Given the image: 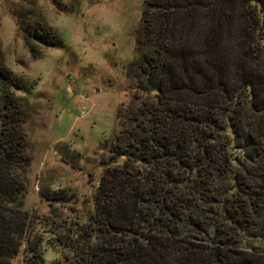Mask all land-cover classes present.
I'll use <instances>...</instances> for the list:
<instances>
[{
	"label": "trees",
	"instance_id": "16d2710c",
	"mask_svg": "<svg viewBox=\"0 0 264 264\" xmlns=\"http://www.w3.org/2000/svg\"><path fill=\"white\" fill-rule=\"evenodd\" d=\"M146 3L138 88L154 99L129 110L111 151L124 159L105 168L87 221L51 222L66 251L54 264H264L251 240L264 236V0ZM17 86L0 63V264L24 245L25 264H43L22 209L30 158Z\"/></svg>",
	"mask_w": 264,
	"mask_h": 264
},
{
	"label": "rangeland",
	"instance_id": "374dc122",
	"mask_svg": "<svg viewBox=\"0 0 264 264\" xmlns=\"http://www.w3.org/2000/svg\"><path fill=\"white\" fill-rule=\"evenodd\" d=\"M146 2L0 0V63L18 85L10 91L22 109L30 158L22 209L28 235L42 239L43 264L61 262L66 253L53 245L51 222L87 221L105 168L124 159L111 151L125 136L129 110L154 99L138 88ZM204 21L198 28L203 36ZM35 31L50 33L54 44L32 38ZM53 190H65L71 199L50 203L45 197ZM251 240L264 252V236ZM24 259L25 245L11 264Z\"/></svg>",
	"mask_w": 264,
	"mask_h": 264
}]
</instances>
